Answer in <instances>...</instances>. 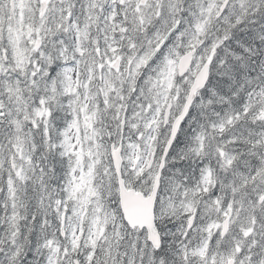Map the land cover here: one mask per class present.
I'll return each instance as SVG.
<instances>
[{
	"label": "snow or ice",
	"instance_id": "obj_1",
	"mask_svg": "<svg viewBox=\"0 0 264 264\" xmlns=\"http://www.w3.org/2000/svg\"><path fill=\"white\" fill-rule=\"evenodd\" d=\"M0 264H264V0H0Z\"/></svg>",
	"mask_w": 264,
	"mask_h": 264
}]
</instances>
